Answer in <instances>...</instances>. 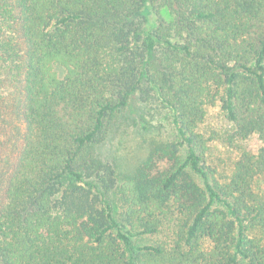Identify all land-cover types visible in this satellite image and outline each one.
I'll return each instance as SVG.
<instances>
[{
  "label": "trees",
  "instance_id": "1",
  "mask_svg": "<svg viewBox=\"0 0 264 264\" xmlns=\"http://www.w3.org/2000/svg\"><path fill=\"white\" fill-rule=\"evenodd\" d=\"M162 1L168 22L152 0H0V73L21 82L24 124L0 181V264H264V0ZM136 98L170 113L166 172L99 156ZM217 102L235 153L221 180L199 130ZM171 210L170 239L142 244Z\"/></svg>",
  "mask_w": 264,
  "mask_h": 264
},
{
  "label": "rangeland",
  "instance_id": "2",
  "mask_svg": "<svg viewBox=\"0 0 264 264\" xmlns=\"http://www.w3.org/2000/svg\"><path fill=\"white\" fill-rule=\"evenodd\" d=\"M162 2V0H152L153 11L158 14L160 19L168 22L170 15L168 10L162 6ZM147 19L148 28L157 25L155 15H147ZM53 69L59 78H63V75L66 74V70L62 66L54 65ZM2 73H0V181L8 178L17 161L24 132V124L20 118L22 108L17 106V100L20 97L22 99L21 82L15 83L12 75ZM173 128L170 113L162 108L157 100L154 99L147 105L140 103L136 98L132 108L122 114L111 132L101 141L98 148L99 156L121 174H128L152 155L153 170L166 172L171 163L168 157L157 149L166 144L177 142ZM229 128L230 124L221 111L220 103L217 102L215 105L209 106L206 118L199 130L206 136L216 138L208 144L205 163L215 172V178L220 180L229 174L231 162L235 159L234 151L227 146L223 139ZM179 155H185L181 148ZM195 179L201 184L200 178L195 177ZM255 189L264 193V179L256 181ZM174 216L175 214L171 210L169 218L164 221L162 229L159 231L160 233L154 236H144L140 242L152 245L164 240L168 241L174 229L172 223Z\"/></svg>",
  "mask_w": 264,
  "mask_h": 264
}]
</instances>
